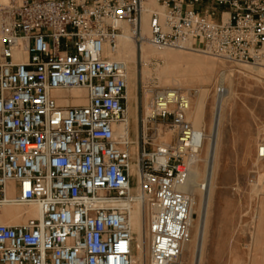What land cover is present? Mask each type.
I'll return each mask as SVG.
<instances>
[{
	"label": "built area",
	"instance_id": "built-area-1",
	"mask_svg": "<svg viewBox=\"0 0 264 264\" xmlns=\"http://www.w3.org/2000/svg\"><path fill=\"white\" fill-rule=\"evenodd\" d=\"M147 1L0 5V264H183L193 204L182 188L206 130L188 118L190 94L156 77L142 89L145 111L130 118L127 67L109 52L124 24L139 51L192 44L264 65V0H156L163 14H150L144 35ZM185 1L210 5L200 13ZM127 198L142 208L141 243L119 205ZM33 205L36 216L2 221L5 207Z\"/></svg>",
	"mask_w": 264,
	"mask_h": 264
},
{
	"label": "rangeland",
	"instance_id": "rangeland-1",
	"mask_svg": "<svg viewBox=\"0 0 264 264\" xmlns=\"http://www.w3.org/2000/svg\"><path fill=\"white\" fill-rule=\"evenodd\" d=\"M212 18L218 21L217 15ZM142 24L141 19V28ZM196 50L175 48L176 56L155 55L146 61L136 45V117L145 111L149 95L142 89L148 78L156 77L160 88L173 87L160 80L162 72L179 80L178 88L190 94L191 106L195 102L197 111L188 118L203 126L207 134L216 98L227 89L232 90L233 99L224 100L216 186L212 189L204 226L202 264H264V159L256 158L257 144L264 137V65L246 64L250 67L247 71H238L237 66L243 63H228ZM145 69L149 71L146 76ZM221 73L225 75L223 82H220ZM219 85L224 87L222 94L216 92ZM200 168L203 169L202 164ZM196 199H199L197 194ZM193 216L191 238L183 249V264H194V249L203 230V223L196 219V214Z\"/></svg>",
	"mask_w": 264,
	"mask_h": 264
},
{
	"label": "bare ground",
	"instance_id": "bare-ground-1",
	"mask_svg": "<svg viewBox=\"0 0 264 264\" xmlns=\"http://www.w3.org/2000/svg\"><path fill=\"white\" fill-rule=\"evenodd\" d=\"M5 0H0V2H4ZM162 7H158L154 0H148L146 5L144 6V10L141 15L142 19V28L141 32L144 35H149V17L152 12H159L163 14ZM123 33L120 35L117 41V48L115 52H109L110 58L123 62L126 64L128 71V89H127V99H128V111L129 116L134 121L136 120V107L134 102H136V95L134 94V86L136 83V68L134 66L136 62V43L132 36L131 29L122 25ZM192 44H188L189 50H196L195 47L191 46ZM183 50V49H182ZM197 51V50H196ZM199 52H202L199 50ZM177 54L174 49H162L159 51L156 48H152L149 44L144 43L141 45V56L146 61L151 56H159L160 58H171L176 56ZM179 54V53H178ZM130 64V65H129ZM249 65L243 64L237 66L238 71H247ZM149 71L147 69L143 70V74L148 75ZM160 80L162 79L163 84L168 86L172 85L173 87H179L181 82L175 78H170L166 75L165 72L160 74ZM225 79V75L223 73L220 74V82H223ZM162 86L164 87V85ZM79 91H72V94L78 93ZM224 92V91H223ZM197 94V93H196ZM222 94V93H221ZM233 92L229 88L222 95H219L216 98V107L213 116L212 125L210 128L209 134H205V144L198 151V154L195 156L194 164L192 165L187 182L185 186L182 188V191L189 195L192 199L193 206L196 205V210H193L192 207V217H191V225L194 222L195 218L193 214H196L197 220H200L203 223V227L201 228V239L197 244L198 247L194 249V264H202V247H203V235L205 229V223L208 214V208L210 205V200L212 196V189L215 185V173H216V162L219 150V142H220V132L221 126H223L224 115H223V107L225 98L233 99ZM197 105L195 102L192 103L188 111V115L191 116L195 114L197 111ZM202 113V109H201ZM195 129L200 130L204 128L201 125L196 124L192 121ZM168 133L167 136H169ZM200 164L203 165V169L200 168ZM204 183V184H203ZM204 186V187H202ZM216 186V185H215ZM206 189L202 191V189ZM131 195L134 196L135 191L131 189ZM196 194L198 195V200L196 199ZM121 208L126 212L127 218L129 220L130 228L132 232L135 234L139 243H141L143 238V215L142 208L140 203L136 200L121 199L119 202ZM30 214L32 216H36L38 214V206H7L3 210L2 221L6 223H17L23 220V215ZM198 222V221H197ZM200 224V223H199ZM198 225V224H197ZM200 226V225H198ZM200 230V228H199ZM200 237V236H199ZM187 245V244H186ZM185 245V246H186ZM186 249V248H185Z\"/></svg>",
	"mask_w": 264,
	"mask_h": 264
},
{
	"label": "crops",
	"instance_id": "crops-1",
	"mask_svg": "<svg viewBox=\"0 0 264 264\" xmlns=\"http://www.w3.org/2000/svg\"><path fill=\"white\" fill-rule=\"evenodd\" d=\"M209 5H210L209 1H204L202 4H196V5L190 6L185 1V5L184 6L187 7V8H193L194 10H196V11H198L200 13H204L207 10Z\"/></svg>",
	"mask_w": 264,
	"mask_h": 264
}]
</instances>
